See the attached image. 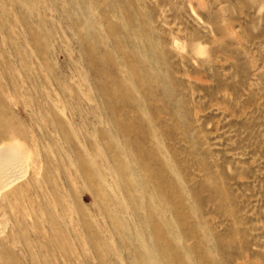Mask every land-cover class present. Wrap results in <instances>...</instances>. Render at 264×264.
<instances>
[{"label": "rangeland", "instance_id": "obj_1", "mask_svg": "<svg viewBox=\"0 0 264 264\" xmlns=\"http://www.w3.org/2000/svg\"><path fill=\"white\" fill-rule=\"evenodd\" d=\"M3 145L0 264H264V0H0Z\"/></svg>", "mask_w": 264, "mask_h": 264}, {"label": "bare ground", "instance_id": "obj_2", "mask_svg": "<svg viewBox=\"0 0 264 264\" xmlns=\"http://www.w3.org/2000/svg\"><path fill=\"white\" fill-rule=\"evenodd\" d=\"M9 148L7 147V145L5 146V145H3L1 148H0V159L2 158V154L4 155V153L8 150ZM10 151V150H9ZM6 153H8V152H6ZM11 154H12V152H11ZM10 154V155H11ZM9 155V154H8ZM10 158V157H9ZM6 159V158H5ZM9 160V159H8ZM5 164V163H4ZM17 179V178H16ZM1 189V188H0Z\"/></svg>", "mask_w": 264, "mask_h": 264}]
</instances>
